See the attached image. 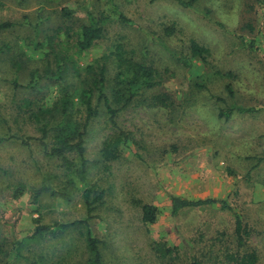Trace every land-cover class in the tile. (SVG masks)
<instances>
[{
    "label": "rangeland",
    "instance_id": "374dc122",
    "mask_svg": "<svg viewBox=\"0 0 264 264\" xmlns=\"http://www.w3.org/2000/svg\"><path fill=\"white\" fill-rule=\"evenodd\" d=\"M65 8L72 11L70 17L63 14ZM90 13L103 17L104 36L78 57L80 66L113 54L121 44L135 60L153 65L161 83L142 91L120 113V126L133 133L120 158L108 168L91 163L82 180L37 140L21 143L40 132L19 115L16 102L29 93L13 81L26 84L32 69L46 60L48 48H36L32 41L61 30L64 46L75 51ZM5 20L18 24L0 32V47L10 43L0 52V264L85 263L89 254L82 225L20 242L33 233L39 215L44 224L87 217L84 192L92 185L91 199L104 190L92 204L90 226L107 241L108 264H191L196 259L234 264L235 214L250 227L241 252H256L255 264H264V0H196L187 6L180 0H0V22ZM193 41L210 49L207 62L192 57ZM21 58L23 67L17 69ZM67 81L79 85L72 76ZM56 89L47 88L49 99ZM153 93H167L168 107L148 105ZM229 105L254 111L220 117V108ZM105 121L101 115L93 123L90 160L98 158L101 141L111 131ZM70 156L80 163L76 154ZM43 182L66 190L69 198L44 192L35 201ZM19 188L24 192L17 198ZM173 194L225 199L229 208L213 204L175 215ZM142 203L158 208L155 223L142 222ZM156 243L174 247L173 256L161 253Z\"/></svg>",
    "mask_w": 264,
    "mask_h": 264
},
{
    "label": "trees",
    "instance_id": "16d2710c",
    "mask_svg": "<svg viewBox=\"0 0 264 264\" xmlns=\"http://www.w3.org/2000/svg\"><path fill=\"white\" fill-rule=\"evenodd\" d=\"M196 0H180L183 5H192ZM259 1V0H258ZM72 11L63 9V14L70 17ZM103 17H98L93 13L89 14V23L82 27L79 38L74 43L75 51L70 47H65L61 41V30L52 35H48L45 41H32L36 48H45L46 60L43 66H35L30 72V80L26 84H21L16 79L13 81L16 89L23 88L29 94L16 102L19 115L25 114L24 120L35 125L40 132L38 137L21 138V143L30 146V140L35 139L43 148L44 152L50 156L62 160L63 166L68 169L75 168L78 176L86 180L89 174L91 163L102 164L106 168L112 161L120 158L123 146L126 145L133 135L131 131L120 126L118 118L121 112L128 109L133 102L138 100L142 91L155 88L161 83V75L153 65H147L134 59V53H128L121 44L116 46L113 54H103L100 58L89 63L85 67L80 66L78 57L93 47V45L103 38ZM18 23L5 20L0 22V32L9 30ZM10 47V43H4L0 47V52ZM210 49L204 45L193 41L191 44L192 57H198L207 62ZM115 56V68H109V60ZM24 61L16 60V68L21 69ZM72 76L78 80L79 85L68 82L67 78ZM57 87L54 97H48L45 92L47 88ZM226 90L233 95L234 90L231 83L226 84ZM170 96L167 93H153L150 95L151 102L148 105L166 106L169 105ZM146 100L148 98H144ZM143 99V100H144ZM220 99V98H219ZM223 100V99H221ZM253 112L252 107H232L225 106L219 110L220 117L229 118L234 111ZM106 116V128L108 132L101 141V148L97 159L90 160L87 157V141L92 131V126L98 117ZM74 153L80 160L78 165L70 154ZM72 182V181H71ZM95 186L87 188L84 192L88 202V215L84 219L75 220L70 223L51 224L42 223V218H36V227L33 233L24 238L20 245L27 240H35L44 237L47 233H57L65 228L82 225L86 228V246L88 257L83 264H108L104 258L103 250L107 246V241L94 234L90 221L93 218L92 204L100 201L104 195V190L97 191L91 199ZM23 189H17L14 196L20 197ZM49 192L51 195H59L69 198L65 191H56L47 186L44 182L34 193V200L39 201V196ZM219 204L222 208H229V203L225 199L205 198L191 199L179 195L171 196V210L173 214H178L183 209L199 208L203 206ZM142 222L145 225L153 224L157 221L158 208L151 203H142ZM249 225L245 224L241 215L235 214V235L238 254H232L231 260L234 264H255L258 256L256 252H241L247 238L250 236ZM159 246V251L164 255L173 256L174 247L166 245ZM20 246V247H21ZM19 247V248H20ZM29 264H40L37 261ZM116 264V263H113ZM191 264H201L196 259Z\"/></svg>",
    "mask_w": 264,
    "mask_h": 264
}]
</instances>
